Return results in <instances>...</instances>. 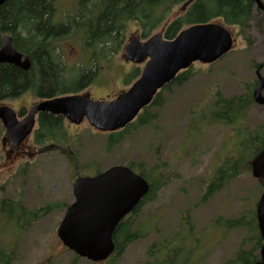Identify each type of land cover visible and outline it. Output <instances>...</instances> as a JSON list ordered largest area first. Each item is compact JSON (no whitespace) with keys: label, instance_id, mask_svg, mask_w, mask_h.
I'll return each instance as SVG.
<instances>
[{"label":"rangeland","instance_id":"obj_1","mask_svg":"<svg viewBox=\"0 0 264 264\" xmlns=\"http://www.w3.org/2000/svg\"><path fill=\"white\" fill-rule=\"evenodd\" d=\"M78 1L58 0L56 22L63 23L73 16ZM233 30L234 50L212 65L194 64L190 81L163 92L164 107L149 111L157 113L154 123L136 128L111 152H106V134L97 135L87 122L75 126L65 121L68 134L75 139L66 149L49 150L37 145L32 134L18 154L8 145L5 129L0 124V202L5 197L22 199L29 209L45 203L71 204L74 176L92 177L99 171L130 161L142 163L148 169L159 163L161 171L154 181L160 185V190L154 200L142 206L138 215L132 216V230L144 237L130 245L121 257L103 264H147L153 243H160L183 225V213H188L194 226L195 240L191 246L195 253L191 264H232L240 245L249 236L243 230H224L215 220L239 217L257 204L262 189L251 173L244 174L208 203L201 204L204 179L231 154L238 141L236 131L230 126H208L199 134L189 126L193 120L198 127L203 125L194 113L205 110L216 92L231 98L244 94L246 88L253 91L256 87L255 66L264 64V18L256 14L248 30ZM158 31L160 28L153 34ZM136 34L140 36V26L130 22L126 28V42ZM57 45L68 78H76L80 70H98L96 82L83 91L95 99L112 98L127 90L136 78L135 70L140 74L143 69V65L126 61L124 48L115 56L103 58L100 47L87 53L77 37ZM92 53L99 61L91 63ZM261 73L264 77V68ZM39 101L32 93H26L0 105L20 112ZM246 125L250 130L264 129V107L255 104L248 113ZM68 155H76L78 164H89V167L73 175ZM64 212L53 210L27 230L5 228L0 222V242L7 250H15L13 264H42L47 259L50 264H71L74 253L65 249L57 236ZM76 264L93 263L80 259Z\"/></svg>","mask_w":264,"mask_h":264},{"label":"trees","instance_id":"obj_2","mask_svg":"<svg viewBox=\"0 0 264 264\" xmlns=\"http://www.w3.org/2000/svg\"><path fill=\"white\" fill-rule=\"evenodd\" d=\"M58 0H7L0 9V49L3 37L9 35L15 48L28 55L32 62L29 71L13 65H0V103L20 98L32 93L40 100L53 99L62 95L78 94L96 82V69L80 70L76 78H68L66 66L61 59L57 43L66 39L80 38L85 52L100 47L103 58L115 56L126 43V28L136 22L141 29L140 38L148 39L158 28L164 29V36L173 40L185 28L206 23L221 22L240 31L248 30L256 14H264L256 8L254 0H79L76 12L63 23L56 22ZM99 61L92 53L91 63ZM136 78L139 70H135ZM191 68L180 73L153 103L146 108L129 126L119 132L107 134L106 152H111L139 127L152 125L157 113L150 110L164 107L162 93L171 91L173 86L181 87L192 78ZM255 105L252 88L244 94L225 97L216 92L213 101L205 110L194 113L195 120L189 126L196 134L212 125L233 127L238 141L231 154L215 166L203 181V191L199 202L208 203L224 188L244 174L251 173V162L264 148V129L250 130L246 125L248 113ZM25 109L18 115L23 117ZM193 115V116H194ZM98 135V134H97ZM100 135V133H99ZM35 142L49 150L62 151L75 140L68 134L63 117L40 114L39 126L35 132ZM73 175L89 164L80 165L77 156L68 155ZM125 165L142 175L150 183V191L136 207L132 215L118 226L114 241L116 250L108 260L113 262L137 240L144 237L133 231V217L138 215L142 206L154 200L160 185L154 181L159 175V163L152 169L142 163L126 162ZM78 176V175H77ZM74 179L76 176L73 177ZM256 205V204H255ZM70 203H45L34 209L24 205L22 199L3 198L0 202V222L5 228L27 230L35 223L44 220L53 210H66ZM183 225L178 227L160 243H153L148 251L147 264H191L194 251V226L188 213H183ZM215 223L224 230H243L249 239H244L232 264H254L260 259L262 239L259 233L255 206L236 218L218 217ZM1 233V231H0ZM250 244V247H245ZM15 250H7L0 242V264H13ZM80 260L74 255L71 264ZM42 264H50L49 259Z\"/></svg>","mask_w":264,"mask_h":264},{"label":"water","instance_id":"obj_3","mask_svg":"<svg viewBox=\"0 0 264 264\" xmlns=\"http://www.w3.org/2000/svg\"><path fill=\"white\" fill-rule=\"evenodd\" d=\"M7 0H0V9ZM264 13L262 0H254ZM235 46L233 33L220 23L193 25L173 40L164 30L147 40L131 37L124 48V57L135 65L145 64L140 78L117 100L97 102L85 95L62 96L33 105L19 120L16 111L0 106V121L6 131V141L18 151L34 132L37 116H62L75 125L85 120L95 130L113 133L126 128L150 106L157 94L181 72L193 64L211 65L228 55ZM13 65L23 71L32 67L28 55L17 51L10 36L3 37L0 65ZM261 65L256 75L254 102L264 106V77ZM253 177L262 186L256 217L262 238L260 260L264 264V148L252 161ZM150 191L149 182L127 166H112L92 177H78L73 185L74 202L67 208L58 227L63 246L79 258L103 263L115 252V232L120 223L136 209Z\"/></svg>","mask_w":264,"mask_h":264},{"label":"flooded vegetation","instance_id":"obj_4","mask_svg":"<svg viewBox=\"0 0 264 264\" xmlns=\"http://www.w3.org/2000/svg\"><path fill=\"white\" fill-rule=\"evenodd\" d=\"M117 98H118V96L116 95V96H113L112 98H110V97L96 98L95 100H97V101H103V102H110V101L116 100ZM14 152H19V151H14Z\"/></svg>","mask_w":264,"mask_h":264},{"label":"bare ground","instance_id":"obj_5","mask_svg":"<svg viewBox=\"0 0 264 264\" xmlns=\"http://www.w3.org/2000/svg\"><path fill=\"white\" fill-rule=\"evenodd\" d=\"M9 36V35H8ZM3 42V41H2ZM2 45H3V43H2ZM2 48V47H1ZM1 50V49H0Z\"/></svg>","mask_w":264,"mask_h":264}]
</instances>
